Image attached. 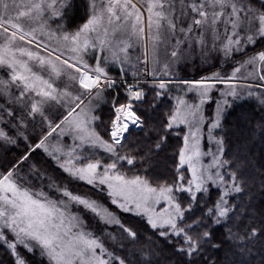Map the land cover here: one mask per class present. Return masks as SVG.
I'll return each instance as SVG.
<instances>
[{
    "label": "snow or ice",
    "instance_id": "6c2138e0",
    "mask_svg": "<svg viewBox=\"0 0 264 264\" xmlns=\"http://www.w3.org/2000/svg\"><path fill=\"white\" fill-rule=\"evenodd\" d=\"M0 264H264V0H0Z\"/></svg>",
    "mask_w": 264,
    "mask_h": 264
},
{
    "label": "rangeland",
    "instance_id": "374dc122",
    "mask_svg": "<svg viewBox=\"0 0 264 264\" xmlns=\"http://www.w3.org/2000/svg\"><path fill=\"white\" fill-rule=\"evenodd\" d=\"M185 75H188V76H195L196 73H193V72L189 69L187 72H185ZM210 107H211V106H210ZM82 191H87V189H86V188H82Z\"/></svg>",
    "mask_w": 264,
    "mask_h": 264
}]
</instances>
